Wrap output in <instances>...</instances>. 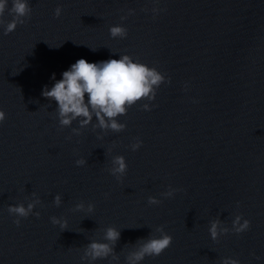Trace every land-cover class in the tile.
<instances>
[{"label":"water","instance_id":"1","mask_svg":"<svg viewBox=\"0 0 264 264\" xmlns=\"http://www.w3.org/2000/svg\"><path fill=\"white\" fill-rule=\"evenodd\" d=\"M28 2L24 24L8 35L0 28V264H89L84 248L109 226L121 233L119 261L93 264H125L139 240L159 237V226L172 244L141 264H264V0ZM153 7L162 11L154 16ZM112 26L127 37L112 38ZM124 54L171 82L120 116L121 132L90 124L75 135L77 121L62 128L56 102L42 96L53 73L59 80L78 59ZM117 155L128 165L119 181L108 171ZM169 187L180 191L165 198ZM33 193L41 203L17 226L8 207H26ZM150 196L161 203L149 205ZM81 202L94 211H73ZM237 215L250 221L239 234ZM211 220L229 232L213 241Z\"/></svg>","mask_w":264,"mask_h":264},{"label":"clouds","instance_id":"2","mask_svg":"<svg viewBox=\"0 0 264 264\" xmlns=\"http://www.w3.org/2000/svg\"><path fill=\"white\" fill-rule=\"evenodd\" d=\"M0 0V28H3L4 34L8 35L15 31L18 25L26 22V18L30 17L31 7L28 0ZM154 4H158L159 0H152ZM148 11V9H143ZM153 15L159 14L161 9L153 7L151 9ZM12 16L10 21H5V13ZM62 8L55 9V16L60 17ZM128 14H134V10L129 9ZM127 19L122 16L121 20ZM112 38H126L127 29L123 26H112L109 29ZM95 51L94 49H92ZM55 82L52 87L46 85L42 90V96L49 101H55L57 104L56 113L59 125L71 127L74 121L78 122L79 127L73 128L75 135H80V130L88 127L90 124L93 129H101L105 132L111 130L113 132H121L126 125L120 123L118 118L126 115L129 108L136 105L142 100L153 101L156 97V91L161 84L168 82L164 74L158 71L155 67H149L147 64L141 63L138 60L127 54L120 55L119 59H108L105 61L90 63L86 59H78L73 63L68 70L62 73V78L55 79L53 73L51 77ZM143 110H151L149 103L142 105ZM95 118L96 123L93 124ZM5 120V113L0 110V123ZM102 138V137H98ZM142 145V141L138 138L130 145L133 151L138 150ZM77 166H84L87 161L84 158L75 161ZM128 169L125 158L121 155L113 157L111 167L108 169L110 174L118 181L126 174ZM180 189H169L162 193L165 198L172 197L175 192ZM34 199L25 205H10L8 212L14 215L17 219L14 223L19 226L20 218H27L33 214L34 208L41 203V200L32 194ZM107 195V194H106ZM55 206L59 207L62 203L61 195L57 194L54 197ZM161 200L155 197L148 198L149 205H158ZM94 205L89 203L85 208L83 202L75 205L73 211H87L92 213ZM39 217L40 213H34ZM53 225H59L61 229L67 228V220L52 216L50 218ZM242 216H235L232 221V231L239 234L250 228V221L243 219ZM160 233L159 237L150 235L147 238H142L137 242L134 251L129 252L125 257V264H141L147 256L156 257L161 255L172 244V236L164 231L163 226L155 229ZM229 228L221 227V221L211 220L209 233L213 241L218 240L221 234H227ZM120 231L115 227H107L103 230V236L100 240H92L83 250L81 260H86L89 264L100 259L111 258V260L119 261V256L115 252V245L120 239ZM222 264H239L237 259L224 258Z\"/></svg>","mask_w":264,"mask_h":264}]
</instances>
